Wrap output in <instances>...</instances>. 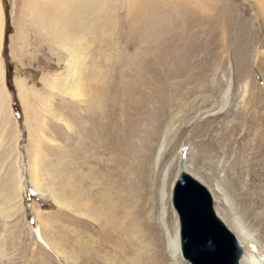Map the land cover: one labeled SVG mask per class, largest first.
<instances>
[{
	"label": "rangeland",
	"instance_id": "obj_1",
	"mask_svg": "<svg viewBox=\"0 0 264 264\" xmlns=\"http://www.w3.org/2000/svg\"><path fill=\"white\" fill-rule=\"evenodd\" d=\"M2 25L0 264L170 259L185 171L264 237V0H0Z\"/></svg>",
	"mask_w": 264,
	"mask_h": 264
},
{
	"label": "water",
	"instance_id": "obj_2",
	"mask_svg": "<svg viewBox=\"0 0 264 264\" xmlns=\"http://www.w3.org/2000/svg\"><path fill=\"white\" fill-rule=\"evenodd\" d=\"M171 205L177 216L185 259L191 264H237L242 250L216 215L213 198L204 185L181 172L172 186Z\"/></svg>",
	"mask_w": 264,
	"mask_h": 264
},
{
	"label": "bare ground",
	"instance_id": "obj_3",
	"mask_svg": "<svg viewBox=\"0 0 264 264\" xmlns=\"http://www.w3.org/2000/svg\"><path fill=\"white\" fill-rule=\"evenodd\" d=\"M94 5L100 6L99 3L98 4L95 3ZM2 18H3V14H2ZM2 30H3V25H2V29H1L0 42H3L2 41L3 40ZM0 47H1V45H0ZM17 86H18V90H19V95L23 101V97L25 95L24 89L22 87H20L18 84H17ZM225 98L229 99V91L227 94H225ZM223 110H225V109H223ZM184 171H185V169H184ZM185 172L188 173V171H185ZM188 174L191 175L190 173H188ZM193 178H195L198 182H200L202 185H204L202 183V180L198 179L197 177H193ZM205 187L208 189L207 186H205ZM209 192H210V190H209ZM218 192L221 193V191H218ZM211 196L213 198L212 193H211ZM250 200L252 203L254 202L253 203L254 206H257V207L260 206V208L263 209L261 214L259 216H255V218H259V222H263L261 228L264 231V220L260 221L261 218H264V194L263 195L260 194L259 198H250ZM213 203H214V199H213ZM225 205H226V203H225ZM227 209H228V213H226L227 217L225 214L222 216L223 217L222 218V217L218 216L216 209L214 207L216 215L224 222V224L226 225L227 228H228L227 224L229 225L228 229L233 234L236 241L238 242L239 247L242 250L241 257L237 261V264H263L261 262L260 258L258 257V256H261L262 253H264L263 250L261 249L262 247L260 246V238L264 239L263 235L260 238H258V237L252 238L250 232L248 231L246 226L243 224V221L237 216V213L235 212L233 207L231 205H228ZM176 219H177V217H176ZM249 244H254V247L253 246L251 247ZM44 246L47 249L51 250L47 243H45ZM169 249L171 251V257H169L170 259H167L165 257V255L162 254L158 249H156V248L152 249V251L154 250V253H152L151 249L149 248L147 251L148 253L146 252L144 255L138 257L137 259H133V261L135 260L134 264H186L188 260L183 258L181 248H180L178 223L176 226L174 237L169 240ZM243 249L245 250V252ZM243 252H244V254H243Z\"/></svg>",
	"mask_w": 264,
	"mask_h": 264
}]
</instances>
